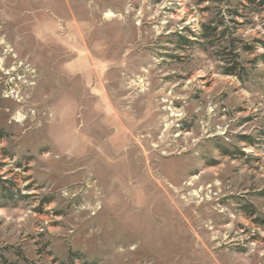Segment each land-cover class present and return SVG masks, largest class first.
<instances>
[{"label":"rangeland","instance_id":"1","mask_svg":"<svg viewBox=\"0 0 264 264\" xmlns=\"http://www.w3.org/2000/svg\"><path fill=\"white\" fill-rule=\"evenodd\" d=\"M261 54L264 0H0V264H264Z\"/></svg>","mask_w":264,"mask_h":264},{"label":"trees","instance_id":"2","mask_svg":"<svg viewBox=\"0 0 264 264\" xmlns=\"http://www.w3.org/2000/svg\"><path fill=\"white\" fill-rule=\"evenodd\" d=\"M247 1L253 2L255 0H247ZM202 27H203V32L201 33V38L203 40H208L212 35L213 36H216V35L221 36L223 34V32H219V33L216 32L217 31L216 26L202 25ZM192 41H194V40H190L189 38L184 39L185 43H192ZM244 49L249 51L252 48L250 46H244ZM258 58L264 62V54L259 55ZM232 69H229L228 74H234L235 73L234 72L235 70L234 69L232 70ZM242 71H244V70H242ZM0 188H1L0 197L3 199L11 200V199H13L14 195L19 194V190H18V188H15V184L11 183V181H9L7 179H0Z\"/></svg>","mask_w":264,"mask_h":264}]
</instances>
